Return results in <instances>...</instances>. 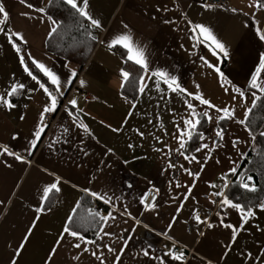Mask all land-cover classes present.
Segmentation results:
<instances>
[{
  "label": "crops",
  "instance_id": "crops-1",
  "mask_svg": "<svg viewBox=\"0 0 264 264\" xmlns=\"http://www.w3.org/2000/svg\"><path fill=\"white\" fill-rule=\"evenodd\" d=\"M50 1L39 0L30 8L26 1L0 0L8 12V19L0 25L4 29L0 32V95H6L13 83L24 85L8 97L14 108L0 105V147L6 145L24 157L18 161L0 152V264H11L14 258L16 264H101L98 257L104 264H264V209L259 207L264 197L251 207L255 215L242 227L240 212L222 205L254 140L246 124L238 121L252 108V93L262 95L250 88L248 81L264 52V41L256 34L258 27L264 30V9L252 7L250 0H226L213 7H205L201 0H88L86 10L101 26L92 27L97 40L84 66L77 70L46 48L48 33L56 25L48 20L47 12L37 9H46ZM78 3L82 6L83 0ZM196 23L212 29L227 56L219 50L213 55L207 43L194 38L192 25ZM9 29L23 36V41L13 38L21 48L19 54L4 34ZM122 32H130L133 41L144 48L147 72L128 61L121 46L109 49L110 40ZM29 54L61 81L64 95L50 112L54 121L48 127L45 118L40 120L48 97L19 62L23 55L29 70L44 83L33 72V67L39 70L28 59ZM121 69L135 77L134 97L124 90ZM156 69L175 76L186 91H171L153 75ZM141 76L145 78L143 91ZM45 79V87L55 94L57 86ZM259 80L264 83V75ZM233 86L244 91L243 99ZM196 91L217 108L228 107L234 115L218 120L222 113L188 95ZM72 99L75 106L68 103ZM186 100L201 113L192 138L182 135L183 121L192 118ZM205 110L211 120L202 115ZM38 123L44 130L29 151ZM217 130L222 131V137L216 135ZM262 132L264 119L259 127ZM232 168L236 170L230 171ZM53 182L59 191H50L42 200L43 188ZM149 189L157 192L151 209L141 203ZM91 192L103 195L109 203ZM83 197L95 201L93 208L101 215L111 212L113 217L103 228L111 235L85 237L94 244L61 236ZM38 207L43 209L40 213ZM224 224L236 227L235 240L232 229ZM21 243L24 247L17 254ZM74 243L88 251L72 247ZM104 245L113 250L109 252ZM174 246L184 253L182 261L165 255Z\"/></svg>",
  "mask_w": 264,
  "mask_h": 264
},
{
  "label": "snow or ice",
  "instance_id": "snow-or-ice-1",
  "mask_svg": "<svg viewBox=\"0 0 264 264\" xmlns=\"http://www.w3.org/2000/svg\"><path fill=\"white\" fill-rule=\"evenodd\" d=\"M20 2L24 3L25 0H20ZM62 3L69 6L80 17H84L85 19H87L90 22L91 27L99 28L101 26L100 21L98 19L92 18L89 15L88 11L86 10L87 6H88V0H83L82 6L80 3H78V0H62ZM250 5L252 7L264 9V0H250ZM28 7L31 8L32 5L29 4ZM205 7H213V5L207 4V5H205ZM165 10H167V9H165ZM37 11L43 13L45 11V9L40 8V9H37ZM232 11H236V9H232ZM0 16L3 17V19L0 20V25H2L8 19V12L5 10L3 3H0ZM48 20L51 21L53 25H57L59 23L58 21L53 20V18L51 16L48 17ZM82 26L83 25H81V27ZM125 27H127V26H125ZM3 31H4V29L2 27H0V32H3ZM55 31H56V28L53 27L52 30L48 33V35L51 36L53 34V32H55ZM192 32L194 33V38L199 39L201 43H207L209 45L210 49L213 51V55H216V50H219V52L223 53L224 56L228 55V52H227L224 44L221 43V41L219 39H217L216 35L213 33V31L210 27H208L204 24L196 23V24L192 25ZM4 34L7 36L8 42L11 44L12 48L15 49L17 54H19L21 52V48L18 46L17 42H14L13 38L15 37L17 41H23L22 34L20 32H13L11 29H9ZM256 34L259 36V39L261 41H264V30H262L258 27L256 30ZM88 35L91 36V33H88ZM91 38L95 39V37H91ZM114 45H119L123 49L126 50V59L128 61H132L134 64L139 65L140 68L144 72L148 71V62H147V57L145 55V50H144V48L140 47L137 43H135L133 41V37H132L130 32H122V33L116 34L110 40V42L108 44L109 49H111ZM28 59L31 60V63L40 72H42L45 77H47V79H48V81H50L51 85L57 86L55 89V94H53V92L49 91V88L45 87V84L41 83L37 79V76L33 75V73L29 70L28 65L25 64V57L23 55H20L19 62L23 66V70L28 74V76L31 77L32 80L36 81V83L39 85V87L41 89H43V91L45 92V94L48 97V103L44 106L43 110L40 113V120L42 122L44 119L45 113L53 112L56 109L57 103H58V97L64 95V93L60 91L59 85H60L61 81L55 72H53L50 68L46 67L43 63L33 59L30 54L28 56ZM201 59L203 60L204 58L201 57ZM204 62L208 63L206 60ZM208 66L214 67V65H212V64H208ZM216 71L220 75L221 80H224L225 79L224 75L222 72H220L219 68H217ZM72 75L73 76L76 75L75 71L72 72ZM129 75H130L129 72L121 69V77L123 80H127L129 78ZM153 75L155 77H157L158 80H163V82L165 84H167L168 88L171 91H174V92L177 90H179L180 92L186 91L185 89L181 88V86L177 82V78L175 76H169V74L163 70L156 69L153 71ZM261 75H264V52H261L259 54V62L256 65L255 70L251 73V78L248 81V85L250 88L258 89L259 92L262 95H264V83L260 82V80H259ZM144 79H145L144 76L140 77V82H141L140 91L144 90L143 89ZM80 83L83 84L84 81H80ZM198 87L199 86H197V88ZM22 88H24V85L22 83H13L11 85L10 89L8 90V92L6 93V95H0V105H3L4 107H6L8 109L14 108L15 105L10 101V99L8 97L15 95L17 93L18 89H22ZM233 90L235 92L239 93V96L241 97V99L244 98L245 93L240 88L233 86ZM29 91H31V89H29ZM188 95L193 97L194 100L199 101L200 104L207 105L209 108H215L217 113H222L223 114L222 116L217 117L218 120L230 118L234 115L233 111H231L228 107L217 108L208 99L203 98L202 94L199 91H196L195 93H188ZM252 96H253L252 105L255 106L257 103V100L260 99V97H258L256 95V92H253ZM233 99H235V97H233ZM68 103L72 106H75L77 102L75 99H72V100H69ZM185 103L187 104V107L190 110V115L192 118L191 119H185L183 121L185 131L182 133V135H186L187 137L192 138L193 131L197 128V125L200 123V120L197 119V117H199L201 115V113L197 112L195 106L192 103H189L187 100L185 101ZM249 111H250V109L245 110V112H244L245 119H240L238 121L239 124H241V125L245 124L246 119L249 115ZM70 115H71V113H70ZM202 115L209 120L212 119L209 116V113L207 110H205L202 113ZM22 118L23 117H21V119ZM80 127L83 128L85 131L88 130L87 126L84 125L83 123L80 124ZM43 130H44L43 124L38 123L36 126V130L33 134L34 138L29 142V144L31 146L29 148V151H31V148H34L37 145V142L41 138V133ZM114 131H116V129H114ZM216 135L222 137V131L217 130ZM261 135H264V132H262ZM203 138H204L203 134H200V139L203 140ZM233 146H235V142H233ZM129 147H132V145H129ZM183 147H184V142H183V140H181V148H183ZM200 147L206 148L207 145L201 144ZM199 150H200L199 148L196 149V151H199ZM109 151H111V150L109 149ZM0 152H3L5 154H7L8 156H13L18 161L24 160V157L22 155L17 154L15 152L9 150V148L6 145L0 147ZM185 159H188V157L185 156ZM192 159L195 160L196 157H192ZM235 170H236L235 168L230 169V171H233V172ZM185 171H188V170L185 169ZM189 174L192 175L193 173L189 172ZM195 175H199V173H195ZM59 179H60L59 177H56L57 182L59 181ZM248 180L251 181L252 177L249 176ZM240 187H242L248 191H255V185H250L248 183L242 182L240 184ZM52 190L59 191V188L57 187L56 182L50 183L43 188L42 200H43V198L47 197L49 195V192ZM84 191L89 192L88 189H84ZM90 194L93 197H97L98 199L104 200L105 203H109V201L106 200L103 195H100L96 192H91ZM215 195H221V193H216ZM153 199H155V197H153ZM77 203H79V202H77ZM141 203H144L143 197L141 198ZM222 205L230 206L231 208L236 209L240 212V214H241V225H240V227L243 226V222L247 221L249 217L255 215V213L253 212L251 207L245 208L242 204L234 203L231 199L227 198L226 196L222 200ZM145 207L148 209H151V208L155 207V205L152 203H147V204H145ZM259 207L261 209H264V203L259 204ZM42 210L43 209L40 207L36 208L37 213H40ZM73 211H75V209H73ZM177 211H179V209H177ZM92 215L94 217H98V220L94 222L93 226L95 227L98 224L101 228V231L96 232L95 235L97 237H100L102 234L105 236L111 235V233L103 231V228H104V224L110 218H113L112 213L108 212L107 215H101L100 212L97 211V212L92 213ZM196 219H197V221H199L200 217L197 215ZM68 220L72 221L73 217L69 216ZM32 223L34 225L36 223V221L34 220ZM136 223L139 224L140 221L137 220ZM207 226L209 228H211L213 225L211 223H209ZM223 226L226 228L232 229L231 238L233 240H235L236 236H237L236 227H234L232 224H224ZM145 227H147V225H145ZM169 227H171V225H169ZM27 231H28V233H31L32 228H29ZM64 234H67L68 236H71V237H74L80 241H83L84 244L96 243L95 241L86 240L85 236L82 235L79 230H73V227L68 223L65 224V226L63 228V232L61 233V236H63ZM27 239H28V236H25L24 240L26 241ZM169 239H171V237H169ZM56 243L59 245L60 241L57 240ZM125 243H127V241H125ZM23 247H24V244L21 243L16 250L17 254L20 252V250ZM72 247L79 249L83 252L88 251L87 247L82 248V245L80 243H74L72 245ZM104 247L107 248L109 252H111L113 250L108 245H104ZM55 251H56V249L53 248L52 253L54 254ZM121 251H123V249H121ZM93 255H96V253H93ZM144 255L145 256L149 255L147 250L144 251ZM165 255L171 256V258L173 260H176V261H182L184 259V253L182 251L177 252L174 250V248H169L168 252ZM248 255H250V254H248ZM49 259H51V257H49ZM73 259H76V257H73ZM98 259H101V264H104V261L101 257H98ZM155 259L159 260L160 257H155ZM116 260H119V257H116ZM11 264H16L15 258L11 261ZM46 264H47V262H46ZM161 264H163V261H161Z\"/></svg>",
  "mask_w": 264,
  "mask_h": 264
},
{
  "label": "trees",
  "instance_id": "trees-1",
  "mask_svg": "<svg viewBox=\"0 0 264 264\" xmlns=\"http://www.w3.org/2000/svg\"><path fill=\"white\" fill-rule=\"evenodd\" d=\"M25 1L32 5L39 2V0ZM45 12L59 22L55 27L56 31L47 37L46 48L51 53L65 59L69 65H74L77 70H80L97 40L94 28L86 26L83 17H80L69 6L62 3V0H51ZM81 25L83 26L81 27ZM88 33H91V36ZM91 37H95V39ZM126 64H128L127 61H125ZM33 72L44 83L47 82L45 77L39 74V71L34 67ZM129 74L124 90H127V93L131 91L130 94L134 97L136 80L133 74L130 72ZM259 97L260 99L257 100L256 105L250 109L245 122L249 132L254 137L253 143L243 157L237 171L233 175L231 184L226 190V195L230 199L242 204L245 208L255 206L264 197V136L259 133V127L264 119V96L261 95ZM195 139L196 136L193 140ZM249 176L252 177L251 181L248 180ZM242 182H251L252 185H255V191H248L240 187ZM95 203L90 198L83 197L72 216L73 220L69 221L73 230H79L86 238H93L100 227L98 224L95 227L93 226L98 217H94L92 213L99 210L93 209Z\"/></svg>",
  "mask_w": 264,
  "mask_h": 264
},
{
  "label": "built area",
  "instance_id": "built-area-1",
  "mask_svg": "<svg viewBox=\"0 0 264 264\" xmlns=\"http://www.w3.org/2000/svg\"><path fill=\"white\" fill-rule=\"evenodd\" d=\"M201 2L203 4H211V5H214V6H222V5H224L226 3V0H201ZM84 23H85L86 26H88V27L90 26V24L88 22L85 21ZM44 118H45L46 126L47 127L51 126V124L54 121L53 114L46 113ZM248 184L252 185L251 182H248ZM145 194L146 195H144V197H143L144 198V206L147 203H153V201H154L153 197L156 198L157 192L155 190H153V189H149V190H147V192ZM93 209L97 210L98 208H96V209L93 208ZM172 248H174V250L177 251V252H181V249L178 246H174Z\"/></svg>",
  "mask_w": 264,
  "mask_h": 264
}]
</instances>
